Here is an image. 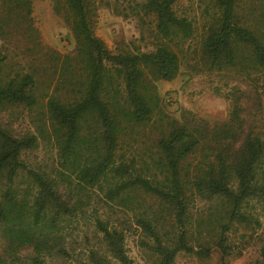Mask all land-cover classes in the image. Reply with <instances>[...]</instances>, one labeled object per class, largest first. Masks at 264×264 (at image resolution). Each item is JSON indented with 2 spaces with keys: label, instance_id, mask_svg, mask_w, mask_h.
I'll return each mask as SVG.
<instances>
[{
  "label": "trees",
  "instance_id": "16d2710c",
  "mask_svg": "<svg viewBox=\"0 0 264 264\" xmlns=\"http://www.w3.org/2000/svg\"><path fill=\"white\" fill-rule=\"evenodd\" d=\"M175 1L130 0L156 41L111 50L92 0H51L73 46L60 53L41 41L32 0H0V264H138L130 236L143 264L248 248L244 264H264V0H212L197 37ZM188 40L197 61L183 72ZM197 72L217 78L224 119L165 112L155 81ZM224 77L250 88L223 89ZM251 92L261 112L243 101ZM14 109L31 130L2 123ZM39 142L49 163L27 160Z\"/></svg>",
  "mask_w": 264,
  "mask_h": 264
},
{
  "label": "rangeland",
  "instance_id": "374dc122",
  "mask_svg": "<svg viewBox=\"0 0 264 264\" xmlns=\"http://www.w3.org/2000/svg\"><path fill=\"white\" fill-rule=\"evenodd\" d=\"M109 2L106 5L105 2ZM130 0H92L95 7L93 18V28L95 34L100 37L107 48L116 50L118 48L140 50L151 49L156 39L151 33V22L146 17L141 23L139 19L131 15L127 11L126 5ZM117 3V13L112 10V5ZM174 7L176 12L184 14L193 20L195 27V36L199 34L205 26L209 14L212 12V0H176ZM127 13V14H125ZM32 17L34 25L38 29L39 36L43 44L57 50L60 53L72 51L73 46L68 36V30L63 25L59 16L51 9V0H32ZM125 15V16H122ZM196 40V39H195ZM194 40L185 41L181 47L183 51L188 50L189 59L183 62L181 70L183 72L189 70V66L197 61V56L193 52ZM182 55V54H181ZM198 74L187 77L185 74H179L170 81H155L156 92L164 106V110L169 116L178 118L181 109H189L194 115L206 119L208 121L222 120L226 117L230 109L229 101L222 95L215 94L212 87L218 83L217 78L197 72ZM194 74V73H193ZM220 83L223 89H230L231 84L235 83L243 91L249 89V81H241L238 78H222ZM219 84V85H221ZM222 90V87H221ZM253 92L249 99L243 97V101L247 100L248 106L252 109L257 108L259 112L263 109V100L256 103ZM14 109L12 112L2 113V123H11L13 128L23 131L31 128L29 118L25 112ZM243 115H245L243 113ZM246 116V115H245ZM53 152L44 143L34 150L27 153L28 161H39L41 163H49L52 160ZM261 224L264 226V214L261 217ZM72 230L76 243L82 238L81 230L83 225L79 223ZM88 234V233H87ZM133 236L127 241L128 253L138 264H143L140 260L139 251L134 246ZM254 257L252 248L244 250L241 256L237 258L220 259L219 255L213 253L208 259H196L180 254L176 257V264H244ZM51 264H60L58 260H54Z\"/></svg>",
  "mask_w": 264,
  "mask_h": 264
}]
</instances>
